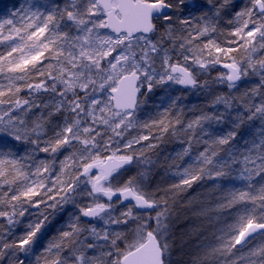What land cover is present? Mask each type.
<instances>
[{"label":"snow or ice","instance_id":"obj_1","mask_svg":"<svg viewBox=\"0 0 264 264\" xmlns=\"http://www.w3.org/2000/svg\"><path fill=\"white\" fill-rule=\"evenodd\" d=\"M0 264H264V0L5 6Z\"/></svg>","mask_w":264,"mask_h":264},{"label":"trees","instance_id":"obj_2","mask_svg":"<svg viewBox=\"0 0 264 264\" xmlns=\"http://www.w3.org/2000/svg\"><path fill=\"white\" fill-rule=\"evenodd\" d=\"M13 0H0V16L5 14V6H7V8H11ZM169 91H172L171 89H169ZM175 93L173 92V95ZM168 99L169 97L166 95L165 92V88L160 87L154 90V95H151L148 101V105H145V108H148L149 106H152L154 108L155 105H161L163 106L164 104L168 103ZM202 99L201 96H198L196 93H192L188 96V99L186 101H184V103L186 104H192V103H199L201 102L200 100ZM227 130V126L226 125H221V126H217L216 127V131L218 132H222V131H226ZM174 147V146H168L169 150ZM199 191V189L197 190ZM195 221V218L193 217V214L191 212H188L186 215H182V219L180 221L177 222V231L179 232V230L182 227H186L188 226L189 223H192ZM196 223H200V221H195ZM204 227L209 228V232L206 233V235L209 236V238H211V231L212 226L207 222L204 221L203 222Z\"/></svg>","mask_w":264,"mask_h":264}]
</instances>
